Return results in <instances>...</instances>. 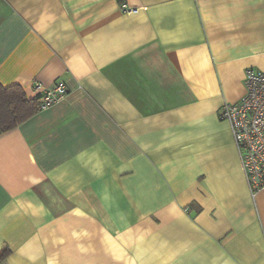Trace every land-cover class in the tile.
<instances>
[{
	"label": "crops",
	"instance_id": "0c3cea01",
	"mask_svg": "<svg viewBox=\"0 0 264 264\" xmlns=\"http://www.w3.org/2000/svg\"><path fill=\"white\" fill-rule=\"evenodd\" d=\"M247 68L264 0H0V84L67 89L0 132V264H264L219 116Z\"/></svg>",
	"mask_w": 264,
	"mask_h": 264
},
{
	"label": "built area",
	"instance_id": "2783aa9c",
	"mask_svg": "<svg viewBox=\"0 0 264 264\" xmlns=\"http://www.w3.org/2000/svg\"><path fill=\"white\" fill-rule=\"evenodd\" d=\"M123 10L135 12L137 8L124 6ZM244 86L245 93L237 102L221 105L219 116L229 124L249 195L255 199L264 186V70L247 68ZM66 91L62 80L51 88L36 81L27 96L36 97L38 109H45L62 99Z\"/></svg>",
	"mask_w": 264,
	"mask_h": 264
},
{
	"label": "trees",
	"instance_id": "16d2710c",
	"mask_svg": "<svg viewBox=\"0 0 264 264\" xmlns=\"http://www.w3.org/2000/svg\"><path fill=\"white\" fill-rule=\"evenodd\" d=\"M38 110L36 97H28L19 84H0V132L16 127ZM7 250L0 252V260Z\"/></svg>",
	"mask_w": 264,
	"mask_h": 264
}]
</instances>
